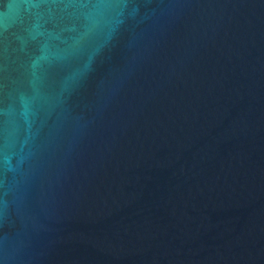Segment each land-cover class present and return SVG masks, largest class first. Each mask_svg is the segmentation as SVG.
Returning a JSON list of instances; mask_svg holds the SVG:
<instances>
[{"label": "water", "instance_id": "obj_1", "mask_svg": "<svg viewBox=\"0 0 264 264\" xmlns=\"http://www.w3.org/2000/svg\"><path fill=\"white\" fill-rule=\"evenodd\" d=\"M0 264H264V0H0Z\"/></svg>", "mask_w": 264, "mask_h": 264}]
</instances>
